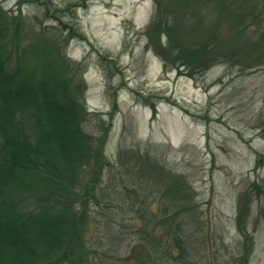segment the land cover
<instances>
[{"label":"rangeland","instance_id":"374dc122","mask_svg":"<svg viewBox=\"0 0 264 264\" xmlns=\"http://www.w3.org/2000/svg\"><path fill=\"white\" fill-rule=\"evenodd\" d=\"M46 2L48 10L20 0H0V6L19 17L13 38L19 49L35 44L30 63L44 60L40 49L59 45L74 81L84 85L85 131L108 129L101 153L109 167L96 194L112 208L90 205L88 256L78 263L150 264L134 235L141 221L131 219L149 204L153 210L165 207L167 216L189 207L184 238L199 264H242L241 257L264 264V70H239L251 66V56L240 51L244 41L234 46V30L220 22L216 38L206 36L211 46L201 47L205 54L197 62L186 60L201 69L192 70L175 52L171 56L178 58L166 56V63L152 50L157 37L146 28L153 0ZM15 28L11 23V35ZM191 30L180 27L172 40L183 42ZM198 48H190L191 57ZM91 173L78 171L61 196L75 198L73 189L81 191ZM26 204L33 212L46 205L31 198ZM167 216L151 227L158 238L171 222Z\"/></svg>","mask_w":264,"mask_h":264},{"label":"trees","instance_id":"16d2710c","mask_svg":"<svg viewBox=\"0 0 264 264\" xmlns=\"http://www.w3.org/2000/svg\"><path fill=\"white\" fill-rule=\"evenodd\" d=\"M20 2L49 8L46 0ZM153 4L154 14L146 33L156 34L151 49L164 62L168 63L164 58L173 57L175 52L185 58L184 67L200 71L197 64H186V60L197 62L198 54H205L201 47L211 46L205 42L207 34L215 37L220 22L225 20L234 30V46L244 41L240 51L251 56V66L239 70H264V0H153ZM18 19L9 17L0 6V264H79L88 256L90 205L107 212L112 208L104 204L99 192L96 194L97 181L109 167L101 153L108 129L99 125L97 133L85 131L88 114L81 102L84 85L74 81L76 73L66 64L59 45L40 49L44 60L30 63L35 44L19 49L13 41ZM51 20L61 24L55 16ZM11 23L16 26L13 35ZM183 26L192 29L184 32V41L172 40ZM164 36L166 43L162 41ZM192 46L199 47L193 57L189 52ZM14 56L15 68L9 70ZM261 126L264 128V122ZM83 168L88 174L93 168L92 179L81 191L73 189L75 198L62 197L60 191H67ZM182 182L185 194L189 186L185 178ZM30 198L46 205L38 212L29 211L26 203ZM188 208L184 205L169 216L165 207L153 210L149 204L133 211L131 219L141 221L134 230L135 239L144 243L150 264H199L190 257L184 238L183 213ZM159 216L171 220L161 238L151 230ZM238 228L242 233L241 225ZM239 259L248 264L247 257Z\"/></svg>","mask_w":264,"mask_h":264}]
</instances>
